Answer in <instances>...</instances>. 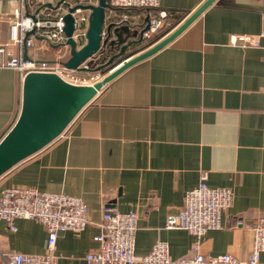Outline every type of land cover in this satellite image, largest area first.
I'll return each instance as SVG.
<instances>
[{
  "label": "crops",
  "instance_id": "1",
  "mask_svg": "<svg viewBox=\"0 0 264 264\" xmlns=\"http://www.w3.org/2000/svg\"><path fill=\"white\" fill-rule=\"evenodd\" d=\"M61 1L0 0V44L8 43L11 51L0 58V139L18 117L24 79L1 62L14 55L39 61L63 57L64 62L70 56L69 46L15 43L8 16L15 9L47 16L46 9ZM204 1L159 0L158 8L109 9L106 24L142 28L160 9L173 11L175 21ZM233 34L257 36L259 43L234 44ZM204 173L210 186L232 188L234 198L222 226L204 235L200 251L246 261L254 241L247 225L264 217V0H216L172 42L108 82L58 138L3 174L0 195L22 186L83 200L92 222L81 232H59L58 264H97L86 255L99 246L94 236L103 230L108 207L138 213L137 255L164 240L177 258L193 253L196 237L166 228V216L181 209ZM47 244L40 221L19 217L10 225L0 217V264H7L6 252L43 254Z\"/></svg>",
  "mask_w": 264,
  "mask_h": 264
},
{
  "label": "built area",
  "instance_id": "2",
  "mask_svg": "<svg viewBox=\"0 0 264 264\" xmlns=\"http://www.w3.org/2000/svg\"><path fill=\"white\" fill-rule=\"evenodd\" d=\"M94 3L92 0H80L77 4ZM70 0H62L57 7H49L47 16L22 14L15 9L8 16L11 27L16 34L13 38L17 44L26 47L61 46L68 47L64 32V15L73 6ZM110 10L117 8H158L159 0H110ZM53 14H55L53 16ZM75 17L73 38L83 43L88 29L89 15L77 8L72 12ZM168 15L160 9L159 15L150 19V28L144 32V38L149 40L163 26ZM128 18L127 15H124ZM36 40L39 44L36 45ZM232 42L237 44H258L259 37L252 35H232ZM8 43L0 44V58L11 54ZM3 57V58H4ZM4 67L21 71L24 76L29 71H49L59 74L68 82L74 84H92L87 82L85 71L91 65L85 63L84 69L68 68L63 57L54 61L24 59L16 55L1 62ZM97 81V80H96ZM95 81V82H96ZM233 189L229 187H213L207 182L204 173L200 183L187 191L184 204L176 213L166 216L165 227L169 229H185L195 235L196 241L192 254L174 258L170 254L167 241L159 240L152 249L143 255L135 251L136 232L139 215L135 210L126 212L114 208H105L103 212V230L94 236L98 248L89 252L86 259L97 264H264L261 252L264 251V217H259L247 227L253 232V249L246 261L239 260L231 253L206 255L200 251L202 240L210 229L222 226V214L233 203ZM0 217L10 225L19 217L40 221L48 232L47 251L43 254H27L21 252H6L3 254L7 264H58L55 254L56 241L61 231L73 230L81 232L91 222L87 205L79 197L65 193L40 191L38 189L11 186L5 188L0 195Z\"/></svg>",
  "mask_w": 264,
  "mask_h": 264
},
{
  "label": "water",
  "instance_id": "3",
  "mask_svg": "<svg viewBox=\"0 0 264 264\" xmlns=\"http://www.w3.org/2000/svg\"><path fill=\"white\" fill-rule=\"evenodd\" d=\"M216 0H205L196 10L158 41L144 45L146 25L133 29L129 25L106 24L110 0L77 4L64 15L66 43L70 56L64 62L72 69H84L85 63L97 64L108 71L92 84H74L49 71H29L22 85L21 109L12 127L0 139V177L22 160L58 138L79 112L102 88L127 68L148 58L180 35ZM77 8L89 12L88 29L83 43L73 38ZM126 34V35H125ZM142 44V45H141Z\"/></svg>",
  "mask_w": 264,
  "mask_h": 264
},
{
  "label": "trees",
  "instance_id": "4",
  "mask_svg": "<svg viewBox=\"0 0 264 264\" xmlns=\"http://www.w3.org/2000/svg\"><path fill=\"white\" fill-rule=\"evenodd\" d=\"M171 13V14H170ZM168 12V15L165 19V22L163 24V26L160 28L159 32L156 33V35L154 36V38L152 40H150V43L155 42L156 40H158L159 38H161L164 34H166L167 32L171 31L174 27H176V25L178 23H180L187 15L186 12L182 11V13H180L179 16H175L176 20L174 21L173 18L174 16L172 15L174 12ZM186 13V14H185ZM158 34V35H157ZM97 64H95L96 67ZM93 65V68H95ZM103 74L106 73L108 71V69L106 67H104L102 69Z\"/></svg>",
  "mask_w": 264,
  "mask_h": 264
},
{
  "label": "rangeland",
  "instance_id": "5",
  "mask_svg": "<svg viewBox=\"0 0 264 264\" xmlns=\"http://www.w3.org/2000/svg\"><path fill=\"white\" fill-rule=\"evenodd\" d=\"M93 65L95 67V64H92L90 67V70H83L85 71L84 74L86 75L87 82H95L96 80L100 79L103 75L102 69H98L96 65L95 68H93Z\"/></svg>",
  "mask_w": 264,
  "mask_h": 264
}]
</instances>
